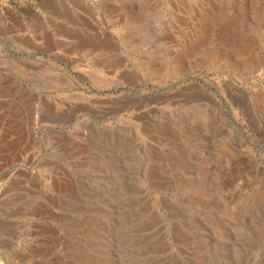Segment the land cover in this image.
I'll return each instance as SVG.
<instances>
[{
  "label": "rangeland",
  "instance_id": "374dc122",
  "mask_svg": "<svg viewBox=\"0 0 264 264\" xmlns=\"http://www.w3.org/2000/svg\"><path fill=\"white\" fill-rule=\"evenodd\" d=\"M0 258L264 264V0H0Z\"/></svg>",
  "mask_w": 264,
  "mask_h": 264
},
{
  "label": "bare ground",
  "instance_id": "6f19581e",
  "mask_svg": "<svg viewBox=\"0 0 264 264\" xmlns=\"http://www.w3.org/2000/svg\"><path fill=\"white\" fill-rule=\"evenodd\" d=\"M18 261H19V260H18ZM18 261H17V262H18ZM13 262H14V261H13ZM0 264H3V262L1 261V258H0ZM6 264H7V263H6ZM12 264H13V263H12Z\"/></svg>",
  "mask_w": 264,
  "mask_h": 264
}]
</instances>
